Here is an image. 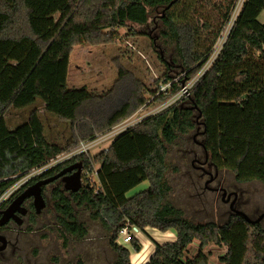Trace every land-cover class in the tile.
Instances as JSON below:
<instances>
[{"label": "trees", "instance_id": "1", "mask_svg": "<svg viewBox=\"0 0 264 264\" xmlns=\"http://www.w3.org/2000/svg\"><path fill=\"white\" fill-rule=\"evenodd\" d=\"M233 1L0 0V195L33 168L130 116L146 102V93L154 95L161 83L173 78L170 66L160 58L164 71L155 87L146 86L117 63L118 74L109 89H70L67 70L73 46L113 43L116 28L145 25L159 13V36L172 46L179 73L189 79L214 45ZM202 5L218 13L216 24L200 23L197 12ZM263 9L264 0L243 2L216 60L183 101L200 112L210 162L229 171L237 183L264 185V24L257 20ZM177 88L172 83L170 91L154 100ZM36 99L45 112L68 123L70 137L65 144L43 134L37 108L23 122L8 126L4 110H22ZM193 126L191 110L174 105L121 131L106 149L92 156L79 154L26 181L49 177L61 165L77 161L83 171L95 172L96 181L83 175L85 183L75 192L66 193L60 185L51 190L62 246L87 237L85 224L76 216L75 208L82 207L106 230L116 254L113 264H131L130 250L141 249L135 236L129 247L116 242L125 225L141 232L147 227L175 232L173 241L153 242V251L142 264H207L205 247L210 243L226 247L217 256L220 264H264L260 223L239 215H230L223 223L193 222L166 201V144L176 141L177 131L186 133ZM143 181L148 183L144 189L127 196ZM194 240L198 245L193 249Z\"/></svg>", "mask_w": 264, "mask_h": 264}, {"label": "rangeland", "instance_id": "2", "mask_svg": "<svg viewBox=\"0 0 264 264\" xmlns=\"http://www.w3.org/2000/svg\"><path fill=\"white\" fill-rule=\"evenodd\" d=\"M197 13L200 23L202 21H209L214 25L219 21L218 13L206 5L200 6ZM158 15L159 13H155L151 16L145 25L127 23L125 27L116 28V36L113 43L97 46H73L67 70L68 88L73 89L84 86L87 90H94L96 92L109 89L118 74L116 68L117 63L124 69L130 71L146 86L155 87L154 82L156 78L164 71L160 58L170 66L168 74L171 77L179 76L180 69L178 68L177 58L172 50V46L169 43L163 42L159 36L161 23ZM257 20L264 24V9L257 16ZM148 97L149 93H146V98ZM163 100L164 99L154 100L151 105L157 104ZM176 106L188 107L191 110L192 122H194L196 129L201 132L202 125L200 123V117L196 118L197 112L194 108H191L190 102L179 101ZM34 108H37L38 117L43 124V134L50 141L65 144L70 137L68 123L63 120H58L54 115L45 112L38 99L30 106L19 111L4 110V116L8 126L14 127L23 122L28 113ZM193 134L194 130L188 132L189 140H192L191 136ZM195 139L200 141L202 137L200 134H197L195 135ZM110 142L111 141H106L95 146L89 154L92 156L99 150L105 149ZM182 145L183 141L178 131L176 141L170 145L166 144L165 161L167 171L165 173V181L169 187L165 196L166 201L177 208L182 217L193 222H225L229 215L228 212L220 214L215 206L213 208L203 206L202 197H199L200 194L196 195V190L189 183L188 174L184 173L183 165H180V163H186V160L180 163L177 162L176 157L178 154H176V152ZM187 164H189V162H187ZM97 167L98 165L95 164L94 168L96 169ZM226 173L229 178L232 177L229 171H226L225 174ZM30 176L32 175H28V173L22 175L16 182L19 181L23 184ZM95 179V175L90 173L88 180H92L93 182L96 181ZM84 180V177L81 175L82 184L85 183ZM241 185L242 188L246 190L245 197L248 195L252 197L256 194V191L264 193V185L260 182L252 181ZM140 186H143V184L140 183L134 187V191L131 190L133 192L128 196L140 191L138 189ZM48 189L49 187H46V196L48 198L47 205L43 207L39 215H37L39 222L43 223V230H41L42 228L38 225L32 227L35 228V235L37 238L41 239V241H35L36 243L31 246L29 254L37 256L40 262L46 264H53L55 262L59 264V261H62L64 264H74L72 260H77V264L79 261L82 262V264H107V262L113 264L116 254L109 246L106 230L98 220L92 219L88 211L82 207L75 208L76 216L85 224L88 231L87 237L81 241L68 240L67 244L62 246L60 232L54 223V212L51 208ZM198 192L200 191L198 190ZM219 205L222 204L219 202ZM260 224L264 228V218L261 220ZM150 231L151 230H147L148 233H150ZM152 234L153 233H151V236ZM135 236H139V239H141L143 244L142 248L146 245L152 252L153 241L148 239L145 231L144 233L139 231ZM158 239L159 240H156L159 242L166 241L159 237ZM197 245L198 242L194 240L192 248L194 249ZM125 246L129 247V244H125ZM225 248L224 245L208 244L205 247V251H209L207 264H220L217 261V256L222 254ZM147 260L148 259H146V261Z\"/></svg>", "mask_w": 264, "mask_h": 264}, {"label": "flooded vegetation", "instance_id": "3", "mask_svg": "<svg viewBox=\"0 0 264 264\" xmlns=\"http://www.w3.org/2000/svg\"><path fill=\"white\" fill-rule=\"evenodd\" d=\"M192 130H194V134L191 136L192 140H189L188 132ZM188 132L179 134L183 145L177 149L176 154L178 156L176 159L179 163L186 160V163H180V165H183L184 173L188 174L189 183L196 190V195L200 194L199 197H202L203 206L210 208L215 206L220 214L228 212V217L236 215V211H243L251 219L259 218L258 223H260L264 218V193L256 191V194L252 197L250 195L245 197L246 190L241 185L243 183L235 182L233 177L229 178L227 173L225 174V170L217 169L210 162L208 153L202 145L203 140L197 141L195 139V135L197 134H200L202 137V133L196 129L195 125ZM72 163L61 165L53 174ZM39 179L42 178L25 183L21 189L19 187L0 204V264H46L40 262L37 256L29 254L31 246L36 243L35 241H41L35 235V228H32L37 225L42 228L43 223L37 219V215H39L41 210L38 213L35 211L33 197L24 198L19 205L13 203L25 188ZM57 185L62 187L60 179L53 180L41 187L45 206L48 202L46 187H49L48 194L50 198L51 190ZM65 192L68 193V191ZM219 202L222 205H219ZM32 215L34 222L31 221ZM72 261L74 264H77V260ZM53 264L58 263L55 262ZM59 264L64 263L59 261ZM107 264L110 263L107 262Z\"/></svg>", "mask_w": 264, "mask_h": 264}, {"label": "built area", "instance_id": "4", "mask_svg": "<svg viewBox=\"0 0 264 264\" xmlns=\"http://www.w3.org/2000/svg\"><path fill=\"white\" fill-rule=\"evenodd\" d=\"M244 1L245 0L233 1L227 19L223 24L214 45L212 46L203 63L200 65L198 70L191 78L184 79V72H180L179 76L173 77L166 83H161L157 92L154 95H149L146 102L130 116L114 124L102 133L96 134L92 139L87 141H79L76 146L70 148L67 151L59 153L58 155L48 159L46 162L39 165L38 167L33 168L31 171L28 172V175L32 176H30L26 181H28L30 178L39 175L43 171L50 169L58 164H61L64 161L71 159L79 154L90 155L89 152L92 150V148L106 141H111L118 133L125 130L126 128L138 124L148 116L154 115L171 106L176 105L179 101L188 99L191 93V88L194 83L211 67L212 63L216 60L217 56L219 55L222 45L224 44L228 34L230 33V30ZM172 83L177 84L178 88L175 91L171 92L169 95H167L163 101L151 105L156 95H158L159 93L166 94L172 89ZM94 173L95 172L93 171V174ZM83 175L86 177V180L89 181L88 179L90 173H88L87 171H83L82 176ZM89 182H92V180H90ZM23 184L22 182L20 183L19 181H17L13 183L8 189H6L0 195V204L4 202V200L7 199L10 195H12L20 187V185ZM138 232L139 231L136 227L132 225H125L119 229L118 238L116 239V242L121 245L128 244L131 236H135Z\"/></svg>", "mask_w": 264, "mask_h": 264}, {"label": "water", "instance_id": "5", "mask_svg": "<svg viewBox=\"0 0 264 264\" xmlns=\"http://www.w3.org/2000/svg\"><path fill=\"white\" fill-rule=\"evenodd\" d=\"M191 108H194L197 110V107L195 105H192ZM198 117H200L199 110H197V115H196V118ZM200 123L202 125V121H200ZM201 133L203 134L204 130H202ZM202 145L204 147L203 143ZM82 174H83V169H82L81 162L80 161L74 162L49 177L42 178V179L35 181L32 185L25 188L17 196V198L13 201V203H17L19 205L21 200H23L24 198L33 197V206L35 208V211L38 213L45 206V199L43 195L41 194L42 186H44L45 184H48L49 182H52L53 180L60 179V181L62 182V188L65 191L75 192L79 190L83 185L81 181ZM85 185L88 186V184H85ZM235 213L236 215L241 216L243 219H245L249 223L259 222V218L251 219L243 211H236Z\"/></svg>", "mask_w": 264, "mask_h": 264}, {"label": "crops", "instance_id": "6", "mask_svg": "<svg viewBox=\"0 0 264 264\" xmlns=\"http://www.w3.org/2000/svg\"><path fill=\"white\" fill-rule=\"evenodd\" d=\"M141 184H143V186H140L138 188L139 190L144 189L148 185L147 181H143V183L141 182ZM132 190L134 191V189H132ZM133 191L130 190L127 193V196L130 195ZM147 230H151L150 233H148ZM144 231L146 232V236L148 237V239H150L151 241L156 242V243H162V242L157 241V240H159L158 237L160 239H165L166 241H173L175 239V232L173 230H167L164 232H160L154 228H148L147 227L144 229ZM144 231H143V233H144ZM151 233H153L155 235L152 234V236H151ZM139 236H135V237L139 239ZM139 240H140L141 248H142V245H143L142 241H141V239H139ZM153 247L154 246L152 244V251H153ZM150 253H152V252L150 251ZM150 253H149V255H150ZM148 256H146V254H142L141 249L138 252L130 251V262H131V264H142V263L146 262V259H148ZM133 260H134V263H133Z\"/></svg>", "mask_w": 264, "mask_h": 264}, {"label": "bare ground", "instance_id": "7", "mask_svg": "<svg viewBox=\"0 0 264 264\" xmlns=\"http://www.w3.org/2000/svg\"><path fill=\"white\" fill-rule=\"evenodd\" d=\"M153 235H155V234H153ZM142 249H143V250H142ZM142 249H141V253H142V254H146V256H148L149 253H150V251H151V249L149 250V249L146 247V245H144ZM148 252H149V253H148Z\"/></svg>", "mask_w": 264, "mask_h": 264}]
</instances>
